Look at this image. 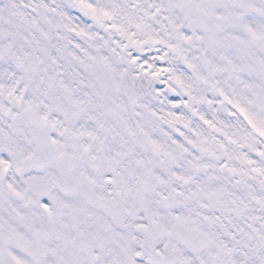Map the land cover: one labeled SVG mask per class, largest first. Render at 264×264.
Here are the masks:
<instances>
[{
    "label": "snow or ice",
    "instance_id": "obj_1",
    "mask_svg": "<svg viewBox=\"0 0 264 264\" xmlns=\"http://www.w3.org/2000/svg\"><path fill=\"white\" fill-rule=\"evenodd\" d=\"M0 264H264V0H0Z\"/></svg>",
    "mask_w": 264,
    "mask_h": 264
}]
</instances>
